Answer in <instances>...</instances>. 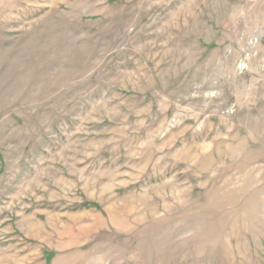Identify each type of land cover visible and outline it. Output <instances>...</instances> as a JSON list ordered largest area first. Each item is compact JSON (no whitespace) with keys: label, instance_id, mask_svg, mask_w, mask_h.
<instances>
[{"label":"rangeland","instance_id":"1","mask_svg":"<svg viewBox=\"0 0 264 264\" xmlns=\"http://www.w3.org/2000/svg\"><path fill=\"white\" fill-rule=\"evenodd\" d=\"M0 264H264V0H0Z\"/></svg>","mask_w":264,"mask_h":264}]
</instances>
